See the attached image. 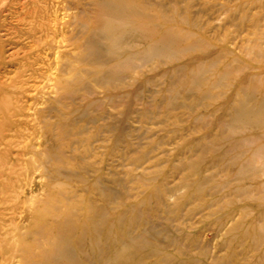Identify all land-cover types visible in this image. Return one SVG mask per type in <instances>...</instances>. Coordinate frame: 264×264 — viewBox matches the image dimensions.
Returning a JSON list of instances; mask_svg holds the SVG:
<instances>
[{"label": "bare ground", "instance_id": "obj_1", "mask_svg": "<svg viewBox=\"0 0 264 264\" xmlns=\"http://www.w3.org/2000/svg\"><path fill=\"white\" fill-rule=\"evenodd\" d=\"M196 1L0 0V264H264V0L204 1L205 29ZM249 5L245 32L208 28ZM147 121L173 136L131 143ZM121 143L136 193L113 203Z\"/></svg>", "mask_w": 264, "mask_h": 264}, {"label": "rangeland", "instance_id": "obj_2", "mask_svg": "<svg viewBox=\"0 0 264 264\" xmlns=\"http://www.w3.org/2000/svg\"><path fill=\"white\" fill-rule=\"evenodd\" d=\"M204 1H207V0H203V1L197 0L195 2L196 4L194 3L195 7L193 8V16L192 17H194L193 19H195V22H197V23L199 22V23L203 24L204 29H205L206 24L208 23L207 21H208V19H210L211 16L209 17V14H208L209 13L208 9H210V8H207L206 6H204ZM229 1H232L230 3V5L233 7V5L242 3V1H246V0H229ZM225 2H226V0H217V1L215 0V2H213V3L215 5H217V7H218L219 5L220 6L226 5L227 3H225ZM260 11L261 10L259 8H257L256 6H253V5H249L247 7V9H245V10L244 9H238L237 11L233 10V11H230L227 15H223L221 17V20H218L216 22L211 23V25L208 26V28L218 29L217 35H218V37L220 36L222 39L223 38L228 39L229 37H230L229 39H232L236 36V33H235L236 27L235 26L238 24H242V22H244V20L241 18H244L245 16L250 17L253 14L259 13ZM5 13L6 14L9 13L8 9L5 10ZM246 14H248V15H246ZM237 20H238V22H237ZM15 24L17 25V23H15ZM22 24H25V23H20L19 25L21 26ZM250 25H251L250 22L245 21L240 30L245 32L249 28ZM221 29H222V31H221ZM240 37L243 38L244 36H240ZM15 38H17L16 35L14 36V39ZM15 40H17V39H15ZM237 41H240V38H238ZM20 42H24V41L20 40ZM24 43H27V42H24ZM236 53L239 54V51L236 50ZM150 129H153L154 131L151 132ZM163 129H164V125L161 126L158 124V125L153 126L152 122L147 121L146 123L143 124L142 129H140L138 132H135L134 134L131 135V143L140 142L141 145L144 146L143 149L145 150L146 149L145 146L147 145V143L152 144L151 147L153 148L156 146L155 144H157L163 137H164L165 142L169 141L170 137H172L173 135H169L167 132H164ZM190 129H191V132H189L188 135H190L191 137L193 136V134L195 136H199L200 132L204 133V130H202L201 127H199V126L195 127L194 130H192V128H190ZM180 142L182 143V141H180ZM96 146H98V145H96ZM151 147H149V148L151 149ZM118 148L119 149L115 152V154H113L112 156L106 157V162H107L108 166L105 169L112 168L114 170H117V173L112 174L111 177L107 176L105 178V184L109 188L108 193H109L110 199L113 203L121 201L122 199H124V197H127L126 199L127 200L129 199V201H134L133 199H134V195H135L136 191L133 190V187L131 184L132 178L130 176V172L133 170L132 164L134 163L135 159L139 157V155L133 154V152H131V149L128 150L126 144L121 143ZM141 151H143V150H141ZM158 152L159 151L156 149L155 153H158ZM98 153H99V151H96V154H98ZM193 158L195 160H199L196 156ZM95 159H97L96 162H98V157L94 158V160ZM100 159H101V156H100ZM173 160L177 161V160H179V157L175 156V154H173ZM174 164L178 165L177 162H175ZM162 169H165L166 171H168L169 176L174 175V174H176V176L178 175V171L176 173H174L175 170L173 169L172 164L165 165ZM138 170H140V169H138ZM219 170L220 169H212L210 172L215 173L218 176H224V174L222 172H219ZM179 174L180 175H178V176H184L186 174V172L183 173V175H182V173H179ZM260 178L264 179V177H260ZM191 207H192V204H190L189 206L188 205L186 206L184 211H182L183 216L189 211V209H191ZM148 217H149V215L147 216V218ZM166 217H167L166 215H162L161 213L155 214L154 219H150V223H149L150 227L148 226V229L150 228V232L147 235L148 237H150L149 239L152 242H156V243L163 245V246L169 245L171 237L177 238L179 236V232L176 230V228H174V225H178L179 223H173L172 224L173 226H170L169 228H167L168 226L166 225L167 224L166 223ZM165 228H167V229H165ZM175 231H177V232H175ZM203 241H204L203 246L208 248L209 251L212 252L213 247H214V243L216 241V240L213 241L212 235L210 233H206Z\"/></svg>", "mask_w": 264, "mask_h": 264}]
</instances>
